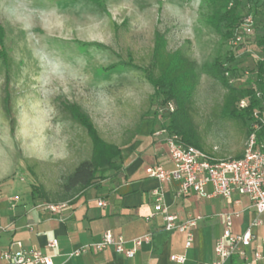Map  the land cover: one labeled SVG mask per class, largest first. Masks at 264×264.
<instances>
[{
    "label": "rangeland",
    "instance_id": "374dc122",
    "mask_svg": "<svg viewBox=\"0 0 264 264\" xmlns=\"http://www.w3.org/2000/svg\"><path fill=\"white\" fill-rule=\"evenodd\" d=\"M104 1L101 8L89 0H0L6 51L0 54V176L14 167L8 179L29 191L44 186L50 201L36 197L41 203L60 200L66 177L92 153L90 137L62 110L63 101L80 104L100 135L120 148L148 122L163 127L162 98L141 69L126 64L150 63L156 30L169 51L199 68L233 55L238 71L232 81L240 87L253 84L264 57L259 30L246 46L231 45L236 26L229 39L221 38L209 22L214 7L208 0ZM239 11L243 16L247 7ZM226 93L202 71L191 103L202 149L217 158L240 155L250 129L223 115ZM101 175L96 179L109 174Z\"/></svg>",
    "mask_w": 264,
    "mask_h": 264
},
{
    "label": "crops",
    "instance_id": "0c3cea01",
    "mask_svg": "<svg viewBox=\"0 0 264 264\" xmlns=\"http://www.w3.org/2000/svg\"><path fill=\"white\" fill-rule=\"evenodd\" d=\"M156 130L148 122L135 140L120 148L118 170L108 172L106 179L88 188L77 199L55 204V210L49 207L53 203L39 202L32 190L17 179H8L14 167L3 170L0 176V264H5L3 252L15 242H21L26 249L47 252L54 264H177L170 258L173 254L185 255L184 264H212L216 242L224 231L222 214L227 211L240 214L234 219L232 231L235 234L245 232L256 217L261 220L259 225L251 227L254 237L246 249V258L234 256L232 261L264 264V213H256L247 195L234 192L229 199L218 195L202 198L190 192L177 196V180L162 183L147 176L145 170L149 165L174 167L164 135L155 136ZM242 155L243 152L234 157ZM158 186L165 190L170 211L182 218L202 217L191 247H186L185 233L164 229L162 215L146 219L154 213L152 191ZM99 200H104L106 205H99ZM107 230L127 240L147 233H151L152 239L144 243L133 258L119 253L113 246L71 255L74 250L101 240ZM53 238L58 240V246L47 248ZM255 252L261 253L262 258L255 259Z\"/></svg>",
    "mask_w": 264,
    "mask_h": 264
},
{
    "label": "built area",
    "instance_id": "2783aa9c",
    "mask_svg": "<svg viewBox=\"0 0 264 264\" xmlns=\"http://www.w3.org/2000/svg\"><path fill=\"white\" fill-rule=\"evenodd\" d=\"M264 2V0H261ZM256 25L255 14L249 10L242 19L241 24L236 28L231 40L233 47H238L254 34ZM260 95V94H259ZM248 105V99H242L238 103L240 108ZM176 106L168 102L161 106V113L173 112ZM255 120L250 129L251 132L245 142L243 155L239 158L227 157L217 158L212 154L199 149L193 145L186 144L177 133L169 132L165 127L155 131V136L164 135L171 161L174 164L172 169L165 168L159 164H152L146 167V174L149 177L159 179L162 183L172 180L179 182L177 196H183L190 192L198 193L202 198L222 196L231 198L234 192L247 195L258 215L264 213V140H259L258 130L264 126V109L254 111ZM211 187V190H209ZM154 197V213L147 216L149 220L155 215H162L164 229L168 231H179L186 234V247L193 245L195 230L201 220L200 215H193L182 218L177 213L170 211L165 199L163 186H158L152 191ZM99 205L104 206L106 202L99 200ZM53 210L57 205L50 204ZM237 212H224V231L218 238L215 245V258L212 264H236L232 261L234 256L246 258V249L253 240L251 227L259 225L261 220L256 217L245 232L235 234L232 231L234 219L239 217ZM151 233L125 239L121 234L117 235L112 230H107L101 240L91 245L80 247L74 250L71 255H80L95 249L104 250L113 246L116 251L128 258H133L144 243L150 242ZM264 240V239H263ZM58 246L56 238L47 243V248L54 249ZM255 259H261L262 254L255 252ZM2 258L5 264H54L53 258L41 249H26L21 242H15L6 249ZM171 260L177 264H184L186 256L183 254L171 255Z\"/></svg>",
    "mask_w": 264,
    "mask_h": 264
},
{
    "label": "trees",
    "instance_id": "16d2710c",
    "mask_svg": "<svg viewBox=\"0 0 264 264\" xmlns=\"http://www.w3.org/2000/svg\"><path fill=\"white\" fill-rule=\"evenodd\" d=\"M97 6L103 8L104 0H89ZM214 7L213 13L209 17V22L220 34L223 40H227L232 35V28H236L242 22L240 6L247 7L255 14L256 25L253 38L259 30L258 44L264 49V2L261 0H208ZM246 11V12H247ZM3 28L0 25V54L6 57ZM248 40V39H247ZM247 40L239 46H246ZM235 58L233 55L223 59L206 61L201 68L198 63L178 51L167 49V39L159 30L155 31L154 46L151 61L148 65H137L126 62L127 65L141 69L156 91L161 104L173 102L176 106L173 112H165L163 126L171 133L179 134L186 144L193 145L199 149L203 148L202 137L198 131L191 113V103L194 92L200 81L202 71L218 80L227 90L222 104V113L226 117H231L239 121L249 123L251 127L255 120L254 111L264 109V57L259 61L256 71L252 74L256 77L251 86L240 87L233 83L238 67L232 64ZM260 94V95H259ZM242 99H248V105L240 108L238 103ZM11 94L7 92L4 97V107L8 115H11L10 108ZM62 110L69 118L83 127L92 141L91 157L82 161L75 170L69 174L64 182V196L59 202L73 201L88 188L99 184L100 179H96L98 174L101 178L110 171L120 168L118 159L120 157V146L106 141L98 132L97 127L90 115L76 102L65 100L61 103ZM156 117L153 119L155 122ZM15 127L11 128L14 132ZM251 129L248 133L250 134ZM131 136L124 145L130 144L134 140ZM259 140H264V126L258 130ZM204 150V149H202ZM205 151V150H204ZM207 152V151H206ZM209 153V152H208ZM105 178V177H104ZM34 197H42L50 201L49 194L44 186H34L32 188ZM54 204V203H53Z\"/></svg>",
    "mask_w": 264,
    "mask_h": 264
}]
</instances>
